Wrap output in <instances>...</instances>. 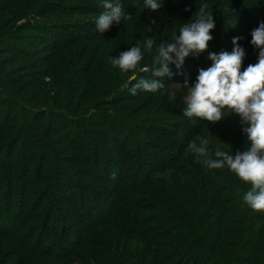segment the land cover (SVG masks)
<instances>
[{
    "label": "rangeland",
    "instance_id": "obj_1",
    "mask_svg": "<svg viewBox=\"0 0 264 264\" xmlns=\"http://www.w3.org/2000/svg\"><path fill=\"white\" fill-rule=\"evenodd\" d=\"M113 1L111 0V2ZM172 1L161 0L162 7L158 11H154L153 19L160 21L161 25L152 52L149 53L144 46V40L150 38L148 34L151 29L147 26L143 31L140 30L141 34H134L133 39L130 41L131 47L134 45L141 47L144 53L143 59L134 71L121 73L118 68L112 66L111 60L119 52L127 51L121 49L118 44V36H121L123 40L127 36V31H123V35L121 33L126 27V22L122 20L119 25L114 23L104 33H88L91 35L90 37L80 35L96 29L95 21L105 11L101 6L100 0H0V94L4 99H8V102H15L16 106H18L12 108L8 105L0 108V176L6 175L8 161L14 152L12 146H16L17 152L15 154L22 158L19 162L23 171L22 176L20 174L16 176L17 194L13 205L15 210L8 217V229L6 228L8 232L18 227L13 222V215L21 209L20 205L25 204V208L29 206L31 196V189L25 183L27 176L29 177L27 172H25L26 166H28L25 161L30 148L28 138L26 135H20L21 133L17 135L16 130H18L20 122L27 124L25 130L29 128V125L31 128L33 126L32 118L38 114L47 112L45 117H43L44 119L41 118V123L32 127L30 132L47 124L48 121H54L56 115L64 118L65 122L74 119L82 122L80 124L81 128L76 125L63 134L53 135L51 140L54 142V146L61 144L63 141L66 142L65 145L59 147L63 148L57 154V156L62 158L59 159L58 164L72 179L78 181L76 191L81 194L78 195L81 198V203L78 202L77 207L79 209L83 208L84 212L87 209V206L82 205L84 200H90L91 204L93 203V206H95L94 208L100 207L99 198L105 195L104 192L111 193L112 186H107V184L99 180L100 178L98 179L95 175L96 170L91 169V166L81 165L76 161V152L70 150L69 147L72 143L75 142L77 148L84 146V154L92 158L93 161L97 158L99 150L102 151L104 158L101 159L99 164L104 167L111 162L108 157L113 160L118 159V156L114 153L116 150L114 146L111 143L106 144L105 141L111 131L113 136H116L115 140L121 147L137 150L142 149L140 147L141 142H148L158 148L156 150L157 158L152 159L150 157L148 160L146 159L147 162L153 161L157 166L169 163L170 160L162 159L159 154L161 152L167 154L166 151L168 149L177 148L176 146L180 142L182 143V140L187 135L179 134L174 139L167 137L158 138L152 134L147 135L138 132V129L134 130L133 126L140 121L142 128H150L155 125L153 123L158 126V123L160 124L162 121L163 123L161 124H164L165 121L162 118L182 116L180 112H183V100L187 92V89L182 85L185 79L175 81L154 93L137 90L136 95H132L130 89L140 79H159L163 84L165 83L163 82L164 80L162 81V77L152 76V70L157 67V65L153 64V58L156 54V45L161 42H168L167 32L169 31L168 24L170 19L163 15V12L172 7ZM120 2L128 6L125 12L131 13L135 12L133 4H142L144 0H121ZM235 5V1L232 0L230 3V0H226L224 5L216 7L218 12H215V14L219 16L218 19L224 20L226 13H228L226 11L235 8ZM87 8L94 9L96 14L86 15L85 9L87 10ZM81 23L85 27L84 30L73 28L74 32L72 34L77 37L75 41L69 43L64 41V45L62 41L52 36L53 44L60 46L57 48L58 50L56 47L49 50H41L42 46L26 44V42L22 41L23 39L29 42L33 40L32 37H28L34 32L28 29L30 26L36 28L39 25L41 28H45L41 30L48 33L51 32L50 34L53 35L61 33V30H57L59 26L73 27V25L79 26ZM130 25L133 27L135 23L130 22ZM51 27L55 29H51ZM229 30H231V26L225 28L226 32L220 36L217 45L209 42L207 50L219 53L225 49L226 45L231 44L232 39L239 36V33L233 35L231 32L229 35L227 33ZM209 62L212 63V61ZM186 66H183L184 72L191 71ZM197 73L198 71L195 72V76L198 75ZM187 82L189 86L194 84L190 79ZM108 108L126 115L125 118H127L128 124L123 128L115 127L112 130L109 122L107 128H102L100 123L105 120L103 114ZM7 118L16 119L7 123ZM166 126L167 129L171 130L170 125ZM242 127L244 126L240 123V117L236 114H231L216 124L208 123L206 129L200 131L198 137L209 140L208 151L213 154V158H215L214 153L217 148L220 150L224 148L226 152L234 156L237 151L243 152L250 147V141L247 140L246 135L242 132ZM5 128L10 130L8 131L9 133H4ZM126 133L130 135H126ZM129 136H134L135 141L129 142ZM197 145H199V142H197ZM53 148L55 149V147ZM184 153L182 159L187 158L184 161L181 160L180 164H184L181 171H175L170 166L166 168V170L170 169V171L165 170L166 173L159 174V178L163 177L167 181H172L177 179L176 174H179L184 176L182 179L184 182L190 181L193 177L202 181L203 174L208 175L213 172L214 174H222L219 175L221 178L219 180L223 184L220 188L227 190L226 192L231 190L230 184L241 183L242 187L250 188V184L242 182L227 167L207 169L199 162L203 158L192 155L189 149L185 150ZM172 156V159H174V155ZM36 162L37 164L30 179L32 184L40 176L49 178V171L52 169L48 167L42 170V161L38 159ZM138 165L131 161L127 164V168L135 167L134 169L136 170L139 168ZM88 169H91V173H89ZM86 171L95 177H89V175L84 177L83 174ZM139 171L140 169L132 173L136 177ZM182 172H185V174L191 173V177L185 176ZM228 172L232 174L231 178H234V181L230 179V182H232L230 184H227V179L223 177ZM141 173H143L145 178L148 175L145 170ZM20 178H24L23 181ZM113 179H121V174L116 175ZM40 181L38 183L41 184V194H36L35 200L37 201L33 206L38 204L40 196V198L46 196L51 201L46 205L47 209H50L54 206L52 201L55 200V195H58V197L63 196L64 191L45 183L46 180L41 177ZM198 184L196 185L198 186ZM204 187L206 186L202 185L201 189ZM205 189L207 190V187ZM207 191L209 192L210 190ZM152 195L154 197V194ZM201 196L202 194L199 195V197ZM211 196L214 195L211 194L209 197ZM158 200L159 197L155 196L153 200H149L148 205L141 203L139 206L145 208L142 211H140V207H138L140 208L139 211H134L135 207H133V201H131L129 204H117L116 210L103 209L104 214L100 217L94 216L95 213L87 212L88 224H84L82 228H76L75 231L73 230L72 232H75L76 235L71 239L66 237L67 245H62V240H58L59 238L56 241L52 239L53 241H48L44 247L41 245L45 251L49 247V250L42 256L36 252V249L40 246V243L36 242H38L40 236L42 237L41 239L45 238L47 233L43 230L35 232L34 230L36 229L31 228L24 232V234L29 230H31L29 233L32 232L33 234L35 232L33 239L29 241L31 246L26 251L20 249L17 244L10 240L0 239V264H57L52 256L55 250H62L71 254H65L66 264H171L167 262L166 258L173 256L177 251L179 252L180 248H185L188 253L193 255L201 256V258H204V264H235L238 256H241L240 264H264V211L254 212L247 205H243V210H247L249 221L253 224L251 226L252 231L247 233V236L245 235V230L239 229L237 224L225 226L224 230L220 229L217 231V234L223 235L222 240L230 239L234 245L232 248L223 245L219 251L221 257L219 259L216 251L211 254L206 248L203 250L200 249L201 247L189 249L184 243L177 242L174 239L175 235L180 234L177 232L173 233L172 238L165 240L155 237L151 238L148 230L155 228L163 231L168 228V225L163 223H149V219L156 215L153 205L160 204ZM57 201L60 203H55L56 205L53 208L55 218L58 222L60 221L62 226L71 227L64 220L57 217L58 212H67V209L63 207L65 203L63 199H57ZM81 205L82 207H80ZM210 212L208 214L210 219H216L218 216L217 209H211ZM170 215L177 222L180 223L182 221L177 218L176 213H171ZM194 222L191 217H186L184 220L186 227L197 232L199 230L193 227ZM30 227L29 225L28 228ZM258 231L262 233L261 237L256 241L257 235L255 232ZM78 241H84V246L79 247V249ZM208 260L210 261L207 262Z\"/></svg>",
    "mask_w": 264,
    "mask_h": 264
},
{
    "label": "trees",
    "instance_id": "obj_2",
    "mask_svg": "<svg viewBox=\"0 0 264 264\" xmlns=\"http://www.w3.org/2000/svg\"><path fill=\"white\" fill-rule=\"evenodd\" d=\"M101 1V0H100ZM121 0H114L112 3H119L123 6L124 10L128 9L127 5H124ZM226 0H173L172 1V7L168 8V10L163 12V15L167 16L169 20V31L168 33V42H172L173 39V33L179 34V28L183 24H187L189 22H192L194 19V15L197 13L198 9L202 5H207V11L210 12L213 15V19L215 22V29L211 31V35L213 36V39L210 41V43H213L214 45L219 43V38L221 35L225 34V28H228L231 26V30H229L227 33L230 35L231 32L233 35L235 33H239V37H242V39L239 41L240 45L245 49L246 56L243 61V68H246L248 64H255L257 62L258 58V52L259 50L254 48V46L251 45V32L256 27H258L259 23L261 21H264V0H233L235 1V8L231 9L230 11H226V16L224 20L218 19L219 16L215 14L217 13L216 7L224 5ZM232 0H230V3ZM234 5V4H233ZM231 5V6H233ZM134 11L130 14L132 15V19L130 22H134L135 26L131 27L130 22L127 21L126 27L121 31L123 35V31H127V36L123 40L121 36H118V44L121 46V49L129 50L131 47V39H133L134 34H141L140 30L143 31L147 26L150 27V33L148 34L150 38H153L154 40L158 38V32L159 27L161 25V22L158 20H154V11H150L146 8H144V2L142 4L136 3L133 4ZM170 9V12H169ZM188 9V10H186ZM220 13V12H219ZM218 13V14H219ZM85 14L95 15L94 9H85ZM84 14V15H85ZM216 15V16H215ZM224 15V14H222ZM124 24V23H123ZM74 29L78 28L79 30H84L85 27L83 24L73 25L70 27L66 26H59L57 30H61V33L57 34H50L48 32H44L45 28H41V26H30L28 28L29 30H33L36 33L30 34L28 37H32V41H26V44H35L39 45L41 47V50H49L51 48H59L60 46H55L53 44L52 36L55 38H58L60 41L64 43V41H67L68 43L71 41H75V38H77L72 33L74 32ZM51 29H55L52 28ZM247 30V31H246ZM72 31V32H71ZM94 31V33H93ZM86 32L87 34H80L81 36L90 37L88 33L92 34H100L98 29ZM71 34H70V33ZM48 33V34H47ZM54 33V32H53ZM69 33V34H68ZM70 35V37H69ZM68 37L67 39H65ZM121 37V38H120ZM127 39V40H126ZM77 40V39H76ZM124 41V42H123ZM66 42V43H67ZM75 43V42H74ZM130 43V44H129ZM134 44V43H133ZM135 46V45H134ZM232 43L229 45H226L225 49L223 51H231L232 50ZM58 50V49H57ZM214 51V50H213ZM209 53H212L211 50H206L202 53H200L198 56H195L193 54H190L189 57L185 58V62L183 66L187 65L188 69L191 71L184 72L183 66L181 69H177L175 64H169V68L173 75L171 77L165 76L162 78V81L165 82V86L172 84L175 81L183 80L187 78V81L190 79L193 82H195L196 76L195 72L198 71L200 68H208L211 66L210 60L208 59ZM218 54V52H217ZM186 66V67H187ZM182 72L183 75L177 74L178 72ZM198 74V73H197ZM196 74V75H197ZM163 89V88H162ZM161 89V90H162ZM187 94V92H186ZM185 94V95H186ZM185 97V96H184ZM10 105L12 108H16L17 104L15 102H8V99H4L0 94V108L7 107ZM184 105V100H183ZM185 106V105H184ZM21 108V107H20ZM12 113V112H11ZM41 113V112H40ZM47 113V112H46ZM46 113H41L39 116H34L33 119V126H38L41 123V118L45 117ZM182 116H171L170 118H162L164 120V124L162 121L160 124L158 123V126L156 123H153L154 126L152 127H146L142 128V125L140 121L136 124H134L133 128L138 129V132H142L145 134H152L156 137L161 138H169L174 139L179 134H186V138L183 139L182 143L180 142L176 147L173 149H168L166 152L167 154L161 152L159 155L162 159L170 160L169 163H166L163 166H157L154 164V162H147L150 157L152 159L157 158L156 156V150L158 148H155V146L148 142H141L140 147L142 149L137 150H130V148L121 147L118 145L117 141L115 140L116 136H113V133L111 131L105 138L106 144L111 143L114 148L116 149L114 151L115 155L118 156L117 160H113L108 157V159L111 160L110 163L107 164V166L102 167L100 163L101 159L104 158V153L100 151L97 154V158L93 161L92 158L87 157L84 153V146L78 147L77 144L74 142L71 144L70 150H73L76 152L77 162L81 165H87L91 166V169L96 170V177H98L99 180H101L104 184H107V186H112L111 193L104 192L103 197L99 198V204L97 208H94L93 203L91 204V201L86 199L82 200L83 206H87L86 211L84 212L83 208H78L77 203L80 202L81 198L78 195H81L78 191H76V186L78 185V181L72 179L69 174H67L58 164L59 163V156L57 154L61 151L63 148H59L63 145H65V141L61 142V144L54 146L53 141L51 140V137L53 135H60L66 132L67 130L72 129L76 125L82 124L81 121H78L76 119L69 120V122H65L64 118H62L60 115H56V118H54V121H48L47 124H44L40 128H37L36 130L31 131L30 125L27 130H25V127L27 124L20 122L17 135H26L27 140L29 143V149H28V156L26 157L25 163H28L27 169L25 172L29 175L27 176V179L25 180L27 183V186L31 189V196H30V202L29 206L25 208V204L20 205L21 209L17 211L16 214L13 215V222L17 224L18 227L13 228L11 231H7L8 229V217L11 216L14 208V199L17 194V179L16 176H19V174L22 176L23 171L21 170L22 167H20V158L15 152H17L16 146H12L13 154L10 157V160L8 161L7 171L6 175L0 176V239H7L12 241L14 244H17L20 249L23 251H26L29 246H31V242H29L32 237L35 235L34 233L37 231L43 230L47 234L45 235V238L41 239L40 236L38 239V242L40 243L39 248L36 249V252L38 255L42 254L44 255L49 249L47 247V251H45L41 245L44 247L48 243V241L53 240H62V245H67V242L65 241L66 237H69L70 239L76 235L75 231L76 228H82L84 227V224H88L89 219L87 217V212L95 213L94 216L100 217L102 214H104V210H111L117 208V204H129L131 201H133V207L134 211H139L140 208L142 210H145L143 206H139L141 203H147L154 199L155 196L159 197L158 203L153 205V210L156 213V215H153L151 219H149V223H163L164 225H168L167 230L161 231L160 229H151L148 230L151 238H158V239H168L172 238V235L174 232L180 233L174 236V239L177 242L184 243L185 246H187L189 249L192 248H199L200 249H208L207 251L213 254V252L216 251L218 254L219 259L220 257V249L223 247V245H226L230 248H232L233 242L230 241V239L222 240L223 235L217 234V231L220 229L224 230L225 226H230L233 224H237L239 229L245 230V235L247 236V233L251 232V222L249 221V218L247 216V210H243V205H246L242 199L243 194L249 190L247 187H242L241 183H237L235 185L230 184V179L234 181V178H231V175L229 172L226 173L227 175H223L227 180V184H230L231 190L229 192H226L227 190H224L223 188H220L223 184L219 175L222 174H214L213 172L209 173L208 175L203 174V178L200 180H196L195 177H193L190 181L187 180V182H184L182 179L184 176H180L179 174H176L177 179H173L172 181H167L163 177L159 178V174L163 173L165 174V170L167 167L175 169V171L180 170L182 166L184 165L181 163V160H183L182 156H184V151L188 150V145L190 142L195 141L196 143L199 142L198 134L201 130L206 129V125L209 123L206 120L203 121L201 118H195L194 120H189L186 117L183 116V112H180ZM105 117V120L100 123L102 128H107L108 123L110 122L111 126L110 128L115 127H124L128 124L127 118H125L126 115L122 114L119 111L112 110L108 108L103 114ZM53 117V115H52ZM60 117V118H57ZM128 117V116H127ZM16 118H7V123L11 122L12 120L15 121ZM21 120V118H19ZM44 119V118H43ZM23 121V120H21ZM75 121V122H74ZM152 124V123H151ZM141 125V126H139ZM166 125L171 126V130L167 129ZM3 126V125H1ZM78 126V127H79ZM82 126H80L81 128ZM194 127V128H193ZM196 128V129H195ZM113 130V129H112ZM9 129L4 130V133H9ZM26 132V133H25ZM24 133V134H22ZM129 134V133H128ZM126 133V135H128ZM130 135V134H129ZM129 142L135 141L134 136H129ZM65 139V138H64ZM67 140V139H65ZM118 140V137H117ZM16 145V144H15ZM36 149L34 150V148ZM55 147V149L53 148ZM54 149V150H53ZM221 150L226 151V149L222 148ZM192 155H196L195 153H191ZM151 155V156H150ZM174 155V159L173 156ZM187 157L184 158L186 160ZM200 158V157H199ZM41 160L42 162V170L43 168H52L49 171V178L42 177V179H45V183L52 185V187L59 188L62 191H64V195L59 196L55 195V200H53V205L55 206V203H60L57 201V199H63L65 202L63 204V207H65L67 212H56L57 217L61 218L65 221V223H68L71 227L68 226H62L60 221L55 218L53 211L54 206L50 209H47V204L50 201V198L44 197V198H38L40 201L38 204H33L37 201L35 198L37 197L36 194H41L40 186L38 182L40 181V177L34 181V184H32L30 179L32 178L33 169L35 168V165L37 164V160ZM183 160V161H184ZM135 162L139 166L138 169H140L139 173L136 174V177L134 176V172H136L138 169L134 168H127V164L129 162ZM66 163V162H65ZM192 166V165H191ZM193 167V166H192ZM91 169H88L89 173H91ZM135 170V171H134ZM145 170V173H147V177L141 173ZM201 170V169H200ZM41 171V168H40ZM39 171V172H40ZM134 171V172H133ZM166 171H170L166 170ZM133 172V173H132ZM87 171L83 174L89 175V177H95L91 174H89ZM178 173V172H177ZM185 176L189 177L191 173L182 172ZM200 173V172H199ZM213 173V175H212ZM121 174V179L115 180L113 177H116V175ZM191 177V176H190ZM88 178V177H87ZM21 179V178H20ZM24 178L21 179L23 181ZM141 179V180H140ZM188 179V178H187ZM205 179V180H204ZM220 179V180H219ZM140 180V181H138ZM19 181V180H18ZM43 181V180H41ZM40 181V182H41ZM198 182H200L198 184ZM204 182V184H203ZM186 183V184H185ZM198 184V186L196 185ZM205 185L207 187V190H210L209 192L205 189L206 187L201 189V186ZM197 186V187H196ZM51 187V186H50ZM93 193V192H90ZM144 193V194H143ZM154 194V197L153 195ZM202 194V198L199 197V195ZM211 194L214 196L209 197ZM231 194V196H230ZM47 195V193H46ZM141 195V197H139ZM209 195V196H208ZM150 200V201H149ZM55 201V202H54ZM93 202V201H92ZM81 203V202H80ZM162 203V204H161ZM82 205L80 207H82ZM19 207V208H20ZM35 207V208H33ZM105 207V208H103ZM140 207V208H138ZM102 208V209H101ZM211 209H217L218 216L216 219L211 220L208 216ZM46 211V212H45ZM180 212V214H178ZM85 213V214H84ZM176 213L177 218L179 220H182L180 223L177 222V220L173 219V217L170 214ZM211 213V212H210ZM237 216V218H236ZM186 217H191V220L195 221L193 227L197 228V232H195L193 229H189L186 227L184 220ZM235 217V218H234ZM193 223V222H192ZM31 226L28 228V226ZM73 227V228H72ZM7 228V229H6ZM35 228V232L32 234L29 233L31 230H29L26 234L24 232L27 229ZM190 230V231H189ZM158 231V232H156ZM230 232V230H228ZM263 231V230H262ZM43 232V233H44ZM257 235L256 241L259 237H261V231L255 232ZM235 234V233H234ZM25 235V236H23ZM236 235V234H235ZM24 237V238H23ZM23 239V240H22ZM53 239V240H52ZM24 243H22V241ZM249 240V238H248ZM37 245V244H36ZM84 246V241H78V249L79 247ZM166 246V245H164ZM45 251V252H44ZM53 251V250H52ZM70 252V251H69ZM65 253L62 250H55L54 254H52L53 258L56 260L57 264H66V257ZM71 255V254H69ZM68 255V256H69ZM195 256V257H193ZM235 264L241 263V256L237 257ZM167 262H170L171 264H204V258H201V256L193 255L191 253H188L187 250L184 248H180V251L175 252L173 256L167 257ZM218 259V261H219ZM212 260V259H211ZM208 260L207 262H209Z\"/></svg>",
    "mask_w": 264,
    "mask_h": 264
},
{
    "label": "clouds",
    "instance_id": "obj_3",
    "mask_svg": "<svg viewBox=\"0 0 264 264\" xmlns=\"http://www.w3.org/2000/svg\"><path fill=\"white\" fill-rule=\"evenodd\" d=\"M101 6L105 11L95 21L100 33L108 31L114 23L119 25L122 20L127 22L132 19V15L126 13L119 3L101 0ZM161 7V0H144V8L150 11H158ZM206 9L207 5H202L192 22L183 24L178 35L173 33L172 42L156 45L153 64L157 67L152 70L153 77H171L173 73L169 64L181 69L190 54L198 56L208 49L215 22ZM251 37V45L259 50L255 64L250 63L242 70L246 52L239 43L242 37L237 36L231 41V51L209 53L211 66L198 70L193 85L189 86L185 79L182 85L187 89V94L184 97L183 116L189 120L201 118L211 124L231 114L240 117V123L244 126L242 132L250 141V147L245 151H237L233 156L217 148L213 158L208 151L209 140L203 137H198L199 145L195 141L190 142L188 149L203 158L199 162L207 169L227 167L242 182L250 184L242 199L252 211L261 212L264 211V21L252 30ZM154 44L156 41L153 38L144 40L149 53ZM143 56L140 46H132L127 51L119 52L111 63L121 73H127L138 67ZM177 74L183 75L182 72ZM164 87L159 79H140L130 92L132 95H136L137 90L154 93Z\"/></svg>",
    "mask_w": 264,
    "mask_h": 264
}]
</instances>
